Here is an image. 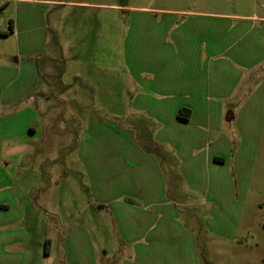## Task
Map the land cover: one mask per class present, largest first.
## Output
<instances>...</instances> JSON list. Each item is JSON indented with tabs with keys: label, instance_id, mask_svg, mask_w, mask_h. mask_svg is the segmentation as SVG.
<instances>
[{
	"label": "crops",
	"instance_id": "crops-1",
	"mask_svg": "<svg viewBox=\"0 0 264 264\" xmlns=\"http://www.w3.org/2000/svg\"><path fill=\"white\" fill-rule=\"evenodd\" d=\"M79 1L86 0H0V16L12 12L9 30L0 22V30L9 31L0 35L2 182L11 180L12 156L19 161L28 154L41 156L46 147L30 142L44 130L51 135L60 125L57 120L65 123L71 99L84 116L82 103L95 99L83 85L70 97L84 74L81 67L69 73L73 60L66 58L58 39L62 15L52 13L57 5L86 6ZM137 10L126 37L125 65L132 84L129 80L127 100H110L116 104L114 120L86 114L88 120L78 128L81 160L89 163L91 182L99 184L98 197L88 205L112 214L123 245L130 248L120 257L122 264H201L194 250H186L193 237L180 222L182 198L167 184L170 165L205 208L222 204L226 196L230 202L243 197L256 161V149L246 141L248 134L260 141L261 130L256 124L244 133L238 123L264 118V16L203 6ZM84 77L79 83L85 85ZM99 81L90 85L100 87ZM124 101L133 115L119 111ZM72 117L80 121L83 116L75 109ZM18 119L20 125L11 126ZM96 146L104 151L99 156ZM6 188L9 184L0 186V264H25L28 230L22 212L16 221L7 216L9 202L17 206L19 201L15 192L4 195ZM61 230L68 263L90 264L89 234L77 227Z\"/></svg>",
	"mask_w": 264,
	"mask_h": 264
},
{
	"label": "rangeland",
	"instance_id": "rangeland-1",
	"mask_svg": "<svg viewBox=\"0 0 264 264\" xmlns=\"http://www.w3.org/2000/svg\"><path fill=\"white\" fill-rule=\"evenodd\" d=\"M68 1V0H65ZM86 6L66 7L54 6L52 13L59 11L62 15V28L59 41L66 58H70L69 73L72 67H81L80 80L76 82L73 97L77 91H88V103L84 102L86 114H99L114 120V99H125L128 95V81L131 77L125 65L127 50V33L131 16L138 13V8L172 9L201 8L217 10L229 14L264 16V0H86ZM8 12L2 13L0 22L7 28ZM8 16V17H7ZM12 16V15H11ZM7 30H9L7 28ZM100 69H96L97 67ZM59 77L62 76L63 64L59 65ZM86 67V70L84 68ZM102 86L92 82H100ZM75 73V72H74ZM86 76V77H84ZM68 80L74 83L69 74ZM87 80L89 83H79ZM127 83V84H126ZM95 89L92 90L91 88ZM126 88V89H125ZM123 89V94L121 90ZM61 94V92H60ZM75 99V98H74ZM74 99L70 100L72 112L79 110L82 119L72 117L69 109L65 123L54 129L51 135L44 130L32 145L42 144L39 158L31 157L19 161V157H11L9 168L11 180L0 181V186L9 184L4 195L15 192L18 195L17 206L11 197V209L7 216L16 221L22 212L23 221L28 233L25 264H69L66 245L63 242L62 230L68 227L81 228L88 233L90 239V264H122L120 257L130 253L121 241L118 230L115 229L112 214L105 209L89 206V200L98 197L99 184L91 182L88 174L89 163L82 161L76 139L79 127H83L87 119L81 107ZM103 99V101H102ZM61 104V103H60ZM121 103L119 102L118 105ZM61 109V105L59 108ZM119 111H128V103L124 101ZM134 112L131 114L133 115ZM264 117V113H262ZM138 117H133L137 119ZM16 120V118L14 119ZM88 120V119H87ZM19 119L11 126H19ZM259 124L260 141L253 140V134L246 143L256 149V161L251 173L247 189L241 199L230 202L229 197L222 198V204L205 208L201 197L189 191L184 181H178V168L170 165L173 174L168 176L167 184L172 192L181 196L179 212L180 222L187 226V232L192 235V245L187 244L186 250L195 251L201 264H261L264 259V118L255 119L245 125L238 123L244 133L248 128ZM140 133L139 128H137ZM254 130V128H253ZM63 132H67L65 135ZM6 137L7 130L2 131ZM140 136V134H138ZM83 136V135H82ZM244 136V134H243ZM50 137V139H49ZM81 136H79L80 138ZM45 139V144L42 143ZM254 143V145H253ZM75 146V148H74ZM37 148L36 146L32 147ZM34 151V150H32ZM95 155H100L102 148L93 149ZM13 152V151H11ZM174 154V153H173ZM46 156H48L46 158ZM32 158L33 161H29ZM51 160H47V159ZM42 160V161H40ZM10 161V160H9ZM182 179V177H181ZM184 199V200H183ZM36 202V203H34ZM95 202V201H94ZM94 204V203H93ZM190 205H194L191 207ZM16 208V209H15ZM210 210V211H209ZM8 211V210H7ZM218 225V226H217ZM215 226V228H214ZM212 228H214L212 230ZM48 241V242H47ZM75 264V263H73Z\"/></svg>",
	"mask_w": 264,
	"mask_h": 264
},
{
	"label": "trees",
	"instance_id": "trees-1",
	"mask_svg": "<svg viewBox=\"0 0 264 264\" xmlns=\"http://www.w3.org/2000/svg\"><path fill=\"white\" fill-rule=\"evenodd\" d=\"M13 28V23H12V21H11V24H10V29H12ZM9 33V31H1L0 30V35H7ZM183 111V110H182ZM188 116V115H187ZM48 242V241H47ZM261 264H264V259H263V261H262V263Z\"/></svg>",
	"mask_w": 264,
	"mask_h": 264
},
{
	"label": "built area",
	"instance_id": "built-area-1",
	"mask_svg": "<svg viewBox=\"0 0 264 264\" xmlns=\"http://www.w3.org/2000/svg\"><path fill=\"white\" fill-rule=\"evenodd\" d=\"M0 25H1V23H0Z\"/></svg>",
	"mask_w": 264,
	"mask_h": 264
}]
</instances>
